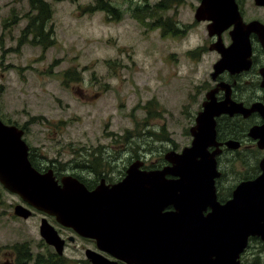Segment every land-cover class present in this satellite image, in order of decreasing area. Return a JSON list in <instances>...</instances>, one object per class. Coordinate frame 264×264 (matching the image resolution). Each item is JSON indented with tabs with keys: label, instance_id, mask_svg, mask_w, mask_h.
I'll return each mask as SVG.
<instances>
[{
	"label": "rangeland",
	"instance_id": "obj_1",
	"mask_svg": "<svg viewBox=\"0 0 264 264\" xmlns=\"http://www.w3.org/2000/svg\"><path fill=\"white\" fill-rule=\"evenodd\" d=\"M43 1L50 17L39 38L32 29L41 25L39 12L29 0H0V111L28 127L37 161L60 170L84 163V174L105 163L114 181L133 157L156 169L167 152L190 147L219 59L194 17L201 0H104L105 8L103 0ZM256 158L223 160L225 194L257 172ZM37 219L25 221L23 243H0V251L21 245L22 264L56 255ZM72 236L64 262L91 264L85 250L95 244ZM263 247L254 243L243 263L255 264L260 252L263 264Z\"/></svg>",
	"mask_w": 264,
	"mask_h": 264
},
{
	"label": "water",
	"instance_id": "obj_2",
	"mask_svg": "<svg viewBox=\"0 0 264 264\" xmlns=\"http://www.w3.org/2000/svg\"><path fill=\"white\" fill-rule=\"evenodd\" d=\"M256 2L264 5V0ZM195 20L212 21L218 34L234 26L228 48L221 42L211 47L221 56L214 76L250 68L251 34L260 36L264 47L263 26L244 24L234 0H202ZM261 73L264 89V69ZM217 91L206 95L190 129L191 146L166 154L169 165L143 172L141 164L134 163L123 181L102 184L92 192L76 179H63L60 185L50 175L38 174L28 160L22 133L0 120V180L31 207L56 217L81 237L95 240L99 252H86L92 264H241L249 238L264 241V163L258 179L240 184L232 199L220 203L215 185L221 175L216 162L219 150L211 153L209 149L219 146L217 118L252 112L264 117V108L256 104L246 110L228 97L218 102ZM249 136L263 148L264 124L251 129ZM227 145L239 146L235 141ZM22 214L28 218L30 212L21 210ZM41 235L63 256L65 243L46 220Z\"/></svg>",
	"mask_w": 264,
	"mask_h": 264
},
{
	"label": "flooded vegetation",
	"instance_id": "obj_3",
	"mask_svg": "<svg viewBox=\"0 0 264 264\" xmlns=\"http://www.w3.org/2000/svg\"><path fill=\"white\" fill-rule=\"evenodd\" d=\"M201 2L202 0L200 1V5ZM234 3L244 24L259 22L264 28V6L256 5L254 0H234ZM202 24L206 25L209 39L211 41L209 44V51L215 53V55L219 57V59L214 63L215 65L217 62H219L221 56L216 48L211 50V47H216L215 45L217 42H221V45L224 47L230 46L232 42L231 32L233 30V26L218 34L213 31L215 28L213 25H211V21L199 22V25ZM250 43L252 48V55L250 58L252 66L248 70H243L241 72H231L230 70H225L214 76L215 71L213 65V72L210 74L211 81L209 82V90L207 91L206 95L211 91L218 90L215 94V99L218 102H222L228 97L227 99L230 100V102L233 104H242L246 110L251 109L256 104H259L264 108V89L262 88L263 77L261 73V71L264 69V47L260 41V36L255 33L250 35ZM222 84L226 86L224 89L222 88ZM203 102L204 101H202V104ZM200 112L201 111H199L198 114ZM0 120L5 126L14 127L22 133V140L28 146V157L34 170H36L40 175H50L58 182V184H62V180L66 178L69 180L76 179L80 183L84 184L87 190L93 191L102 184L112 186L121 182L126 177L127 171L133 163H140V170L143 172L161 170L165 166L169 165L168 161L165 159L166 154L164 156L166 164L163 167H158L156 169H153L151 165L147 164L146 161L141 160L140 157H133L136 158L135 161L133 160V163H130L129 167L125 170L124 175L119 179L114 180L115 182L113 181L112 177H109V172L105 163L101 166H98V169H95V167H90V172L86 174H84V170H86V164L84 163H81V165L75 164L70 170H60L58 166L53 163L43 164L42 162H39L35 159V149L29 143L27 126L8 121L4 118L1 111ZM263 123L264 117L259 112H252L247 116L244 115V113H236L233 116L228 114L217 119L216 131L219 146L211 147L209 150L211 153L215 150H219V154L216 156V162L218 172H220L221 175L218 179H216L215 185L220 203H226L228 200L232 199L233 192L237 186L244 182L254 181L262 175L263 171L261 169V164L264 163V146L261 148L262 146L259 145V140L250 137L249 133L251 129L259 127L263 125ZM230 141L237 142L239 144L238 148L232 149L229 147L227 142ZM250 154H257L255 167L257 172L251 175L241 176L237 184L226 190L227 194H225L222 189V181L228 174L226 170L223 169V160L225 159L230 165H233L234 163L247 164ZM222 195L226 197H223ZM21 210H23L24 214L30 212L29 217L25 218L23 214L21 215ZM34 218H38L36 221V227H38V234L40 237L41 224L43 220H46L47 223L56 230L60 238L65 241V248L67 243L76 242V238L72 236V234H74L77 239L94 243V249L95 251H98L95 240L79 237L73 229L59 224L55 217L31 207L20 195L8 190L0 180V243H23L24 223L26 220ZM9 230L10 234L8 233ZM66 234H69V237ZM248 243V249L241 256L242 264H244L242 260L243 256L248 254L254 243L264 246V241L258 236L250 237ZM255 246V249L258 250V245ZM5 249V252L2 250L0 251V264H22L24 259V249L21 245H16L13 247L7 246ZM88 250L89 249L85 250V254ZM105 255L108 256L107 254ZM255 256L257 257H255L254 260H258L255 262V264H260L263 261V256L260 254V252L255 254Z\"/></svg>",
	"mask_w": 264,
	"mask_h": 264
},
{
	"label": "trees",
	"instance_id": "obj_4",
	"mask_svg": "<svg viewBox=\"0 0 264 264\" xmlns=\"http://www.w3.org/2000/svg\"><path fill=\"white\" fill-rule=\"evenodd\" d=\"M29 1L31 4V7L33 9H36L39 12V20H41V25L39 27H33L32 28V29H35V31H33V32L38 33L39 38H44L45 35H44V31H43V26H44V23L47 22L49 17H50V11H49L48 5L43 0H29ZM106 4L107 3L104 1V3H103L104 8H105ZM26 259H27V256H26ZM34 264H66V263L64 262L63 257H60L56 254V255L50 256L48 258V260L43 259V261H42L41 259H39V260L36 259Z\"/></svg>",
	"mask_w": 264,
	"mask_h": 264
}]
</instances>
